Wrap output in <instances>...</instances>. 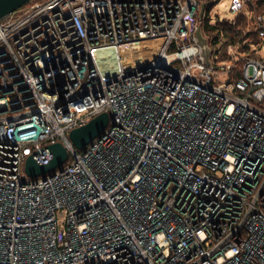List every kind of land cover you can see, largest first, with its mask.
<instances>
[{"label":"built area","instance_id":"1","mask_svg":"<svg viewBox=\"0 0 264 264\" xmlns=\"http://www.w3.org/2000/svg\"><path fill=\"white\" fill-rule=\"evenodd\" d=\"M218 1L31 0L0 19V264H264V0H229L231 18ZM56 142L67 161L29 177Z\"/></svg>","mask_w":264,"mask_h":264},{"label":"water","instance_id":"2","mask_svg":"<svg viewBox=\"0 0 264 264\" xmlns=\"http://www.w3.org/2000/svg\"><path fill=\"white\" fill-rule=\"evenodd\" d=\"M31 0H0V19L5 15L17 10ZM198 42L202 48L204 63L209 64L210 48L206 39L201 35L200 26L196 30ZM109 122V114L101 112L91 118L82 126L73 128L69 132V140L77 149H84L95 138L102 134ZM52 158L47 164H38L32 156L26 158L24 164L25 173L31 178H44L47 174H51L55 170H59L68 159V150L60 142L49 145Z\"/></svg>","mask_w":264,"mask_h":264},{"label":"rangeland","instance_id":"3","mask_svg":"<svg viewBox=\"0 0 264 264\" xmlns=\"http://www.w3.org/2000/svg\"><path fill=\"white\" fill-rule=\"evenodd\" d=\"M228 3L229 0H219L214 4L213 8L210 10V15H218L219 17L231 18V15L227 10Z\"/></svg>","mask_w":264,"mask_h":264}]
</instances>
